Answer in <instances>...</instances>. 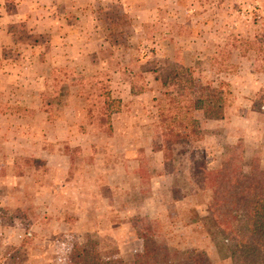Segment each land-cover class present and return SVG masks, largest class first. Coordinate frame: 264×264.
Wrapping results in <instances>:
<instances>
[{
  "label": "rangeland",
  "instance_id": "374dc122",
  "mask_svg": "<svg viewBox=\"0 0 264 264\" xmlns=\"http://www.w3.org/2000/svg\"><path fill=\"white\" fill-rule=\"evenodd\" d=\"M21 1L0 0V264H153L144 236L232 264L195 162L264 171V0H104L91 38L31 33L13 19ZM184 68L200 83L193 98L221 88L230 104L223 120L197 113L205 137L164 163L161 71ZM73 74L108 81L122 101L113 135L91 124L76 87L60 93ZM131 81L146 91L131 95Z\"/></svg>",
  "mask_w": 264,
  "mask_h": 264
},
{
  "label": "trees",
  "instance_id": "16d2710c",
  "mask_svg": "<svg viewBox=\"0 0 264 264\" xmlns=\"http://www.w3.org/2000/svg\"><path fill=\"white\" fill-rule=\"evenodd\" d=\"M183 70L185 73L178 77L161 71L163 90L157 100L160 133L156 140L162 145L164 163L175 144L200 141L205 137L197 113L206 120H223L230 104L221 88L212 89L205 98H193L192 92L200 83L188 69ZM75 75L71 76L69 84L63 82L60 93L76 87L91 124L108 136L113 135V117L121 111L122 101L113 97L108 81ZM145 91L146 87L137 89L130 82L131 95H141ZM202 162H195L194 173L200 186L213 192L210 217L226 242L232 264H264V171L257 167L245 175L240 168L208 170ZM144 255L153 260V264H212L204 251L172 250L165 241H153L152 236H144Z\"/></svg>",
  "mask_w": 264,
  "mask_h": 264
},
{
  "label": "crops",
  "instance_id": "0c3cea01",
  "mask_svg": "<svg viewBox=\"0 0 264 264\" xmlns=\"http://www.w3.org/2000/svg\"><path fill=\"white\" fill-rule=\"evenodd\" d=\"M37 1L39 2V4H41V6H38L35 3ZM115 2H117V0H115ZM32 4H35L38 8H35V10H33L30 7V5ZM103 5L104 0H22L19 6L20 9H23V11L16 14L13 19L33 22L34 28L30 30L31 33H36L37 29L39 28H41V30L47 29L48 32H53V28L56 29L57 34L61 35L62 29L78 27L81 28V30L78 32L79 36L84 34L91 38V36H95L98 33L99 28L97 20L100 18L99 12L102 11ZM26 6L28 8L27 10L25 9ZM62 6H65L74 12L75 9L78 10L79 6H81V13L76 15V17L71 18V16H66L62 13V11H60L61 9H64L62 8ZM30 12H32V16H30ZM41 13H44V15H46L45 19H43ZM80 20H84V23L82 22L81 26L79 27L77 23H79ZM65 34L66 32L64 33V35ZM58 48L59 50H65L66 53H71L75 50V48L70 44H60ZM21 242V239L17 240L14 237L11 238V240H7L8 244H4L3 248H6L9 245L10 247L17 249L16 246Z\"/></svg>",
  "mask_w": 264,
  "mask_h": 264
}]
</instances>
